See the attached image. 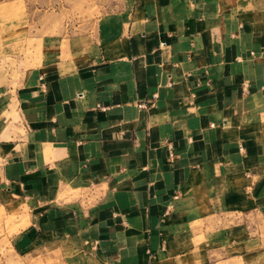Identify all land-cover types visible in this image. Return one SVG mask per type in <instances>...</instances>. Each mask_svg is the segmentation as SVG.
Wrapping results in <instances>:
<instances>
[{"label":"crops","instance_id":"1","mask_svg":"<svg viewBox=\"0 0 264 264\" xmlns=\"http://www.w3.org/2000/svg\"><path fill=\"white\" fill-rule=\"evenodd\" d=\"M124 10L0 86V194L29 216L13 247L264 264V0Z\"/></svg>","mask_w":264,"mask_h":264},{"label":"rangeland","instance_id":"2","mask_svg":"<svg viewBox=\"0 0 264 264\" xmlns=\"http://www.w3.org/2000/svg\"><path fill=\"white\" fill-rule=\"evenodd\" d=\"M131 2L0 0V86L16 87L37 68L77 57L74 51L84 45L97 24L122 13ZM28 219L0 194V264H81L79 250H15V236L28 226Z\"/></svg>","mask_w":264,"mask_h":264},{"label":"built area","instance_id":"3","mask_svg":"<svg viewBox=\"0 0 264 264\" xmlns=\"http://www.w3.org/2000/svg\"><path fill=\"white\" fill-rule=\"evenodd\" d=\"M154 99H156L157 98V94H154ZM146 107V104H140L139 105V108H145Z\"/></svg>","mask_w":264,"mask_h":264}]
</instances>
